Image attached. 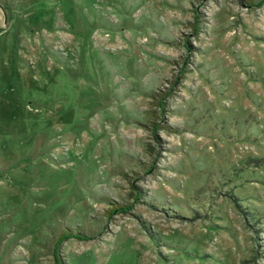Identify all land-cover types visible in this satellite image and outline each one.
<instances>
[{"label": "rangeland", "instance_id": "obj_1", "mask_svg": "<svg viewBox=\"0 0 264 264\" xmlns=\"http://www.w3.org/2000/svg\"><path fill=\"white\" fill-rule=\"evenodd\" d=\"M0 264H264V0H0Z\"/></svg>", "mask_w": 264, "mask_h": 264}, {"label": "trees", "instance_id": "obj_2", "mask_svg": "<svg viewBox=\"0 0 264 264\" xmlns=\"http://www.w3.org/2000/svg\"><path fill=\"white\" fill-rule=\"evenodd\" d=\"M78 237V236H77Z\"/></svg>", "mask_w": 264, "mask_h": 264}]
</instances>
